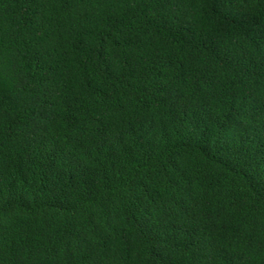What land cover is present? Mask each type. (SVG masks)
Listing matches in <instances>:
<instances>
[{
	"label": "trees",
	"instance_id": "1",
	"mask_svg": "<svg viewBox=\"0 0 264 264\" xmlns=\"http://www.w3.org/2000/svg\"><path fill=\"white\" fill-rule=\"evenodd\" d=\"M0 264H264V0H0Z\"/></svg>",
	"mask_w": 264,
	"mask_h": 264
}]
</instances>
